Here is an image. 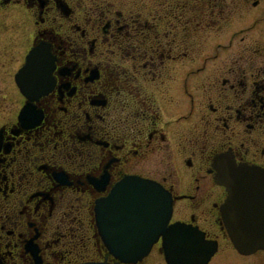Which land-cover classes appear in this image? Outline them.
Instances as JSON below:
<instances>
[{
  "label": "flooded vegetation",
  "instance_id": "flooded-vegetation-1",
  "mask_svg": "<svg viewBox=\"0 0 264 264\" xmlns=\"http://www.w3.org/2000/svg\"><path fill=\"white\" fill-rule=\"evenodd\" d=\"M139 1L0 0L3 48H29L17 70L30 48L51 58L32 98L15 71L17 99L0 121V264H144L109 251L97 199L126 177L156 181L172 195L170 222L209 234L202 214L223 229L227 195L214 156L264 167V53L201 60L191 20L203 27L205 8L190 19L188 0Z\"/></svg>",
  "mask_w": 264,
  "mask_h": 264
},
{
  "label": "water",
  "instance_id": "water-1",
  "mask_svg": "<svg viewBox=\"0 0 264 264\" xmlns=\"http://www.w3.org/2000/svg\"><path fill=\"white\" fill-rule=\"evenodd\" d=\"M36 49L41 48L30 51L16 74L24 92L31 79L41 77L34 63ZM47 74L45 68L43 75ZM213 166L216 181L227 190L221 213L234 246L242 254L264 249V168L237 163L230 151L217 154ZM171 207V195L160 184L141 179L121 183L110 197L99 201V227L110 249L125 261L142 258L162 236L169 264H207L218 250V241L206 238L198 227L168 224Z\"/></svg>",
  "mask_w": 264,
  "mask_h": 264
},
{
  "label": "rangeland",
  "instance_id": "rangeland-1",
  "mask_svg": "<svg viewBox=\"0 0 264 264\" xmlns=\"http://www.w3.org/2000/svg\"><path fill=\"white\" fill-rule=\"evenodd\" d=\"M129 1L133 4L134 1L139 0ZM147 1L150 2V0H144V2ZM188 1L191 9L189 11L190 19L197 12H204L203 8L208 12V18L201 23L205 24L203 27H198L200 23L191 20V48L200 47L196 52L192 49V55L199 53L201 60L205 56H211V58L206 57V60L213 64L226 60L236 50L247 48V46L257 49L255 54L258 58L264 53V0ZM213 7L217 9V21L212 14L214 12L211 11ZM7 36L6 32L0 31V47H2L0 48V121L11 109L12 99H17V96L13 95V74L23 61V54L29 49L3 48ZM18 57L19 59H17ZM177 211L176 216L186 217L190 210ZM214 215V212L202 214V217L210 222L205 224L209 229V234L206 233V236L211 239H219L218 250L208 264H264V250H257L248 255L240 254L230 240L226 229L212 224ZM143 263L168 264L160 243L155 244L149 255L144 258Z\"/></svg>",
  "mask_w": 264,
  "mask_h": 264
},
{
  "label": "snow or ice",
  "instance_id": "snow-or-ice-1",
  "mask_svg": "<svg viewBox=\"0 0 264 264\" xmlns=\"http://www.w3.org/2000/svg\"><path fill=\"white\" fill-rule=\"evenodd\" d=\"M33 56L35 66L38 69L40 75L42 76L44 74L45 69V53L41 49H36L33 53ZM164 222L167 223V217H165Z\"/></svg>",
  "mask_w": 264,
  "mask_h": 264
}]
</instances>
